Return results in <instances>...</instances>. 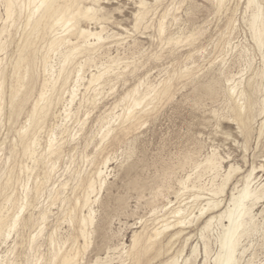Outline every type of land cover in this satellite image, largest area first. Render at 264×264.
<instances>
[{"label":"rangeland","instance_id":"1","mask_svg":"<svg viewBox=\"0 0 264 264\" xmlns=\"http://www.w3.org/2000/svg\"><path fill=\"white\" fill-rule=\"evenodd\" d=\"M146 1L147 13L142 21H138L136 15L140 0L85 1L86 5L98 9L100 20L89 24L83 20L81 24L95 30L104 26L103 34L109 40H105L97 51L79 55L74 60L72 66L75 70L80 66L83 68L86 81L77 91L72 105L75 113L68 120L65 119L66 109L71 106L76 72L66 86L57 89V94L64 98L52 107L45 126L38 133L40 143L36 153L39 160L22 154L19 136L20 130L26 126L33 101L21 114H12L7 104L11 79H7L0 106V208L9 205L3 195L15 192L19 201L27 194L32 202L26 216L32 213L37 217L44 211L49 214L39 242L33 248L28 240L40 230L37 224L21 229L19 234L8 232L3 243L0 240V264H30L35 259L39 261L36 264H41L52 249L49 234L54 232L60 241L71 238L74 228L70 214L79 213L74 210V205L76 198L83 194L82 180L97 166H102V161L107 158V181L94 204L92 242L87 249H84L83 238L77 243L82 264H97V259H100L98 264H120V256H125V251L132 245L135 232H141L145 227L144 232L150 233L154 226L162 224L157 222L169 214L168 207H163L168 201L172 207L186 209L185 224L188 226L183 224L184 227L167 231L162 237L164 252L158 256L157 251H149L142 257L141 264H162L177 253L179 261L176 264H216L215 258L221 250L218 239L228 220L215 219L207 230H202L207 220L231 205L232 190L244 185L253 167L250 188L257 190L259 195L263 194L264 112L260 111L264 100V48H258L253 36L252 15L259 7L264 13V0H258V4L251 7L248 0H227L222 8L213 4V0ZM5 7L6 0H0V66L11 70L23 39L25 11L22 3H16L14 15L9 20ZM163 18L164 35L158 26ZM169 37H182V41L178 45L170 43ZM41 53L35 64L38 90L45 76ZM57 54L54 55L56 58L52 55L50 62L55 66L53 69L58 70L61 55ZM112 64H116L115 68L101 81L103 85L95 83L86 91L91 74ZM169 78L172 81L171 95L154 100L148 106L152 111L129 131L117 130L116 137H110L104 145L99 143L106 117L111 111L122 112L125 105L122 99L130 90L140 84L141 95L148 86H159ZM229 80L239 82V88L250 91L253 109L245 116L244 123L235 119L236 100L228 90ZM94 96L97 101L91 105L87 98ZM65 129L68 131L63 132ZM55 135H60L57 139L63 142L64 150L60 157H48L44 153ZM206 158L217 161L218 168H221L211 171L196 167ZM53 163L57 167L41 194L35 197L36 181L44 178ZM22 166L29 168L22 171ZM228 174L231 179L225 193L217 197L222 200L220 207L200 215V207L206 205L210 190L219 189ZM183 178L188 182L186 191L181 184ZM65 183L67 186H62ZM56 188H59V198L52 202ZM199 191L203 196L195 201L194 194ZM248 204H251V230L240 240L236 253L238 264H264V197ZM179 228L183 229V234L172 237ZM73 242V238L69 239L65 248H70ZM194 247L195 256L192 253ZM125 263L136 264L129 257Z\"/></svg>","mask_w":264,"mask_h":264},{"label":"bare ground","instance_id":"2","mask_svg":"<svg viewBox=\"0 0 264 264\" xmlns=\"http://www.w3.org/2000/svg\"><path fill=\"white\" fill-rule=\"evenodd\" d=\"M85 1L87 0H6V7H5L6 9L5 13H7L6 18L10 20V18L13 17L16 3H22L23 9L25 11V18H24V24L22 26L23 39L21 43L18 45L17 59L12 63L11 70L7 67L3 68L0 66V106L6 91L5 83L8 78L11 79V85L8 91L9 100L7 104L10 106L12 114H18V115L21 114L25 110L26 106L33 101L32 109L26 121V126L24 127V129L20 130L19 136L22 145V154L24 156L34 158V160H39L37 156L38 153H36L38 151V149L36 151V147L40 143L38 133L45 126L47 119L50 115V112L52 110V107L55 104H57V102L61 101L62 98H64L61 96V94H57V89L59 88V86H61L62 88L66 86L67 83L72 78L73 74L76 72L75 74L76 79L74 80L75 86L72 88L73 90L71 92V97H70L71 106L70 108L68 107V109H66L65 119L68 120L69 118L74 116L75 112L74 113L72 112V105L78 94L77 91L79 90V87H81V85H84V80L86 79V75H84L83 68L81 66L76 70L72 66L74 60L79 55H87L90 54L91 52L97 51L102 46L101 44L105 40H107L105 38H108L103 34L105 29L104 26H101L102 28L101 30H95L89 25L83 26L81 24L83 20H85L84 22H87L88 24L92 23L93 21L96 23L100 20L98 9L94 6L86 5ZM94 1L97 2L98 0H94ZM157 1L158 0H155V2ZM226 1L227 0H213V2H215L213 4H216L218 8H222L225 6ZM258 2H259L258 0H248V5L250 6L253 4H258ZM139 6H140V10L139 12H137L138 14L136 15L138 21H142L147 13L148 2L146 0H140ZM164 14L166 13L164 12ZM252 16H253L252 28L254 30L253 36L255 38L257 45L259 46L258 48L260 47L264 48V13L259 7L258 11ZM164 18L159 20L158 23L159 31L161 33L165 32ZM168 41L170 43L174 42L175 44L178 45V43L182 41V37H169ZM40 52H42L41 63L43 65V72L45 73V76L41 88L38 90L36 86L37 80L35 76V64L36 61H38L39 59ZM57 53L61 55V65L59 64L60 66L58 70L53 69L55 66L53 67V65H51L50 62L52 55L54 56ZM11 54L13 53L11 52ZM92 62H90L91 67H92ZM114 65L113 64L110 66L108 65L109 67H107L106 65L104 69L99 70L97 73L91 74V77L87 79L88 86L85 87L86 88L85 90L89 91L91 86L95 83L100 84L101 81L104 79V77L106 75L108 76L111 70L113 71V69L115 68ZM102 66L105 65L102 63ZM230 81L231 80H229L228 83L229 84L231 83V85L229 86V89L228 88L227 89L230 91L231 96L236 100V105L233 108L235 119L238 120L240 123H244L245 116H247V113L251 109H253V102L251 100L250 91H248L245 87L239 88L240 85L239 82L233 83L232 81L231 82ZM100 85L102 86L103 83ZM248 85L249 86L251 85V80H249ZM139 86L140 84H138L136 87L130 90L126 94V96L123 97L122 101L125 102V105L123 106V110L121 113L117 114L114 111H111L110 114L106 117L105 129L101 130L102 131L101 132L102 134L100 135L101 141H99V143L102 142L104 145L105 142L110 137L112 136L113 138L116 137L117 130L129 131L132 127L136 126L138 122H140L141 118L151 110L150 108H148V106H150V104L152 105L154 100H160L163 97L171 95L172 81L171 78H169L167 80H164L162 83H160L159 86L150 85L147 87V90L143 92L141 95H139L140 94ZM262 91L264 92V83L262 85ZM37 93L38 96L35 97ZM96 96H94L93 98H87V101H89L91 105H95L98 97ZM83 98L85 99V93L83 94ZM262 101H263V106L260 112L263 114L264 100ZM143 103H145V105L142 106ZM117 106L118 103L116 104V107ZM62 125H64V128L66 127L65 124L62 123ZM62 131L67 132L68 129ZM53 134L54 133H52V135ZM59 136L55 135L54 138H51L49 140L47 151L44 153V155L46 154L48 155V157L61 156L64 150L63 149L64 144L63 142L58 141L57 138ZM211 158L208 159L206 158L205 162L196 165V167L202 166L204 170L210 169L211 171L220 169L221 167L218 168L219 165L216 163L217 161H214ZM34 160L32 159V161ZM42 161H44V159ZM108 161L109 158L103 160L102 166L100 165L97 166L95 168V171L91 175H89L85 180H82L83 194L76 198V204L74 205V210H78L79 213L70 214V220L73 223V228H74V232L71 235V238H73L74 240L73 244L70 246V248H65L67 241L71 238L66 239V241H60L55 237L56 234H54V232L49 234L48 241L50 245H52V249L50 255L48 257L46 256L47 258L45 259V262H42L41 264H82L81 262L82 257L80 258V250L77 247V243L79 238H83L84 249H87L92 242L93 226L95 223L94 204L98 202L99 200L98 193L104 188L107 181V176H108L107 165L109 164ZM56 167L57 165L53 163L51 165L50 170L45 173L44 178L38 179L36 181L34 186L35 197H38L41 194L44 188V184L46 182H49L52 176V172L55 170ZM28 168L26 166L21 167L22 171L27 170ZM254 170L255 167L252 168L249 175L245 178L244 185L240 189L234 187V189L232 190L231 197L229 200L231 205L226 207L225 210L219 212L218 214L212 215L207 220L205 226L202 229V230L205 229L207 230V228L211 225V223L215 219L221 221L223 218H226L228 220V224L225 225L224 231L222 232V234L219 236L218 239L221 250L220 252H218V255L215 258L216 264H238V258L236 253H238L237 251H238V246L240 244V240L244 235L248 234L249 230H251V228L249 229L250 221L252 220L251 218L252 214L250 210L251 204L248 203L251 201L258 200L261 197H264V192L262 195H259L257 193V190L255 191L250 188V184H251L250 179H252V174ZM234 171H236V169ZM20 173L23 174V172ZM188 176L190 177V175ZM185 179L181 180V184L183 185L182 188L185 189L186 191V188H188L187 186L188 182ZM230 179H231L230 175L228 174L227 180L225 179L226 182L225 180H223L225 183L219 189H216L217 187H215V189H211L209 197H206L204 195L207 201H206V205H202L200 207V211H201L200 215L204 213L206 214V212L208 213L210 210L220 207L222 200H219L217 197L219 194L225 193V187H227V184L229 183L228 181ZM65 185L66 183L62 184V186L66 187L67 185L66 186ZM191 189L193 190V188ZM3 196H4V200L9 205L7 207L2 206L0 208V240H2L1 242L3 243V239L6 237L8 232L12 233L15 231L17 234H19L21 229L28 227L30 225L37 224L40 226V230L37 233H35L33 236H31L28 240L29 246L33 248L39 242V235H41L42 232L44 231V224L46 222L47 215L49 213H47V211H44V212H40V214L37 217H35V215L32 213L29 214V216H26L25 215L26 210L28 209V207L32 205V202L31 200L28 199L27 194L23 199L21 198L22 199L21 201H19L16 198L15 192L6 193ZM194 196L196 201L199 200L203 195H201V192L199 191L195 193ZM58 198H59V188H56L55 193L51 197V200L52 202H54ZM171 204H172L171 201H168V204L163 206L164 208L168 207L167 209L169 211V214L163 218H160L161 220L157 222L158 224L162 222L161 225L154 227L152 226L153 228L150 233L144 232L145 227L143 231L134 233L132 245L125 251V256H120V262H121L120 264H124L128 259V257L131 260H133V262H135L136 264H141L142 257L145 254H147L149 251L151 250L157 251L158 256L164 252V244L162 242V237L165 235L167 231L183 226V224H185L187 220L186 209L181 206L172 207ZM171 217L174 219L173 220L169 219ZM204 232H200V233L203 234ZM181 234H183V229L179 228L178 230H175V232H173L172 237L176 238L179 237ZM195 252H196V247H194L192 250L194 256H195ZM206 252H207V246H206ZM178 256L179 255L177 253L176 255L170 257L168 261L162 264H176L179 261ZM99 260L100 259H97L96 261L97 264ZM37 262H39L38 259H35V262H30V264H36Z\"/></svg>","mask_w":264,"mask_h":264}]
</instances>
